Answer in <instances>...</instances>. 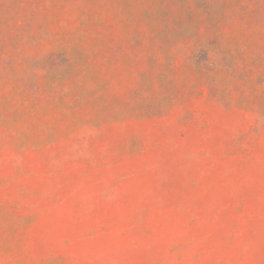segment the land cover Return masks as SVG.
I'll use <instances>...</instances> for the list:
<instances>
[{
	"label": "rangeland",
	"instance_id": "374dc122",
	"mask_svg": "<svg viewBox=\"0 0 264 264\" xmlns=\"http://www.w3.org/2000/svg\"><path fill=\"white\" fill-rule=\"evenodd\" d=\"M0 264H264V0H0Z\"/></svg>",
	"mask_w": 264,
	"mask_h": 264
}]
</instances>
